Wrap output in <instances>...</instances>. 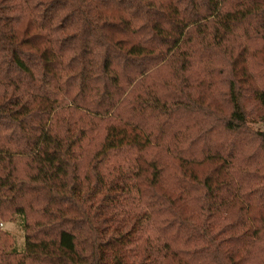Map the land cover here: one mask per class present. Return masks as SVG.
Segmentation results:
<instances>
[{"label": "trees", "instance_id": "16d2710c", "mask_svg": "<svg viewBox=\"0 0 264 264\" xmlns=\"http://www.w3.org/2000/svg\"><path fill=\"white\" fill-rule=\"evenodd\" d=\"M14 220L0 264H264V0H0Z\"/></svg>", "mask_w": 264, "mask_h": 264}, {"label": "rangeland", "instance_id": "374dc122", "mask_svg": "<svg viewBox=\"0 0 264 264\" xmlns=\"http://www.w3.org/2000/svg\"><path fill=\"white\" fill-rule=\"evenodd\" d=\"M253 127L260 128V126L258 125H253ZM0 227L5 228L14 236L16 243H17V247L20 248L22 245V241H23V233H22L20 225L18 224V220H14L12 222L2 224V226Z\"/></svg>", "mask_w": 264, "mask_h": 264}]
</instances>
